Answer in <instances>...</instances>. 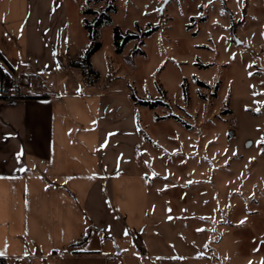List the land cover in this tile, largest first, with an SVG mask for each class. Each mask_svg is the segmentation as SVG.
I'll list each match as a JSON object with an SVG mask.
<instances>
[{
	"label": "crops",
	"instance_id": "obj_1",
	"mask_svg": "<svg viewBox=\"0 0 264 264\" xmlns=\"http://www.w3.org/2000/svg\"><path fill=\"white\" fill-rule=\"evenodd\" d=\"M68 26L65 0H0L13 68L1 64L0 264L210 263L207 224L194 237L188 205L162 210L165 196H149L144 120L128 92L65 75Z\"/></svg>",
	"mask_w": 264,
	"mask_h": 264
},
{
	"label": "rangeland",
	"instance_id": "obj_2",
	"mask_svg": "<svg viewBox=\"0 0 264 264\" xmlns=\"http://www.w3.org/2000/svg\"><path fill=\"white\" fill-rule=\"evenodd\" d=\"M65 2L73 43L65 51V64L76 61L71 55L78 48L80 60L91 42L84 20L93 23L109 5L115 6L108 11L111 20L96 28L101 47L92 63L101 80L94 86L123 87L141 110L152 176L149 196L153 201L165 196L159 202L162 210L179 213L188 205L194 237L195 228L207 224L212 241L203 252L210 263L204 264H261L264 0ZM116 26L124 34H138L121 53L115 50ZM65 73L81 80L74 67L66 66ZM132 92L162 104H137Z\"/></svg>",
	"mask_w": 264,
	"mask_h": 264
},
{
	"label": "trees",
	"instance_id": "obj_3",
	"mask_svg": "<svg viewBox=\"0 0 264 264\" xmlns=\"http://www.w3.org/2000/svg\"><path fill=\"white\" fill-rule=\"evenodd\" d=\"M114 8H115V6L113 4L109 5L106 8V10L101 14V16L96 18L93 21V23L89 22L87 19L84 20L85 21L84 25H85V28L87 29L88 33H89V38H90L91 42H90L89 46L85 49L80 60L71 62V66H73L79 70V75L81 77V81L85 85H95L96 83H99L101 80V76H100L99 71L93 66V63H92L93 55L101 47V42L97 40L96 28L99 27V25L103 22V20H107V21L111 20V16L109 15L108 11L113 10ZM90 12H93V10H90V9L85 10V13H90ZM154 29L155 28H152L150 30L145 31L143 33V35L150 34L152 31H154ZM114 31H115V46H116L115 50L118 53H121L123 51L125 44L129 40L135 39L138 37V34H136V33L127 32L124 34L118 26H116L114 28ZM140 42L142 43V40H140ZM135 51H137L136 53H138L137 49ZM141 53H143V51ZM1 64L6 65L8 67V69L13 70V68L6 62V60L4 59L2 54L0 53V78L3 81L8 76V72L4 70V68L2 67ZM199 83L202 86H208V84H206L202 81H199ZM43 96H47V95H43ZM131 96H132V99L137 104L147 106L150 108H153L159 104H162V101L158 100V99H156V100L141 99V98L137 97L136 94L133 92H132ZM23 97H25V96H23ZM29 97H31V96H29ZM8 98L9 97L4 96V99H8ZM10 98L17 99L19 97L18 96H10ZM89 234H90V230L88 229L84 232V234L80 237V239L77 242H75L72 246L75 247V246L81 245L84 241L87 240V238L89 237Z\"/></svg>",
	"mask_w": 264,
	"mask_h": 264
},
{
	"label": "snow or ice",
	"instance_id": "obj_4",
	"mask_svg": "<svg viewBox=\"0 0 264 264\" xmlns=\"http://www.w3.org/2000/svg\"><path fill=\"white\" fill-rule=\"evenodd\" d=\"M93 124H95V121H93ZM109 135H111V134H109ZM259 143H264V136H262L261 138H260V141H258ZM107 143V141H105V144ZM104 145H102V147H103ZM261 151H264V148H262L261 149ZM122 155V154H121ZM20 156H21V153H17L16 154V158L19 160L20 159ZM251 159V158H250ZM145 163H147V162H145ZM21 171H23L24 169L23 168H21L20 169ZM153 175H156V173H154L153 172ZM0 178H2V177H0ZM242 222V221H241ZM197 231H203V229H197ZM256 250H258V249H254V251H256ZM0 255H3V253L2 252H0ZM249 264H251V261L249 262ZM261 264H264V258H262V261H261Z\"/></svg>",
	"mask_w": 264,
	"mask_h": 264
},
{
	"label": "built area",
	"instance_id": "obj_5",
	"mask_svg": "<svg viewBox=\"0 0 264 264\" xmlns=\"http://www.w3.org/2000/svg\"><path fill=\"white\" fill-rule=\"evenodd\" d=\"M5 96H11L12 92L9 88H4L3 92H2Z\"/></svg>",
	"mask_w": 264,
	"mask_h": 264
}]
</instances>
